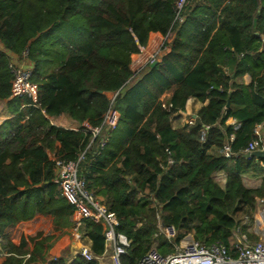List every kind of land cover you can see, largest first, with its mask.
Wrapping results in <instances>:
<instances>
[{
	"label": "trees",
	"instance_id": "obj_1",
	"mask_svg": "<svg viewBox=\"0 0 264 264\" xmlns=\"http://www.w3.org/2000/svg\"><path fill=\"white\" fill-rule=\"evenodd\" d=\"M176 1L0 0V99L10 97L13 77L7 52L28 50L38 84L35 100L9 99L13 115L0 122V236L6 253L0 264H21L26 255L27 262L98 264L80 256L70 262L47 258L55 241L72 231L75 211L48 154L68 161L84 150L79 169L86 189L115 214L116 230L130 240L121 264H137L152 245L163 254L172 251L189 233L233 251L238 214L250 213L264 196V176L258 188L241 180L250 171L264 175V159L242 152L264 122V52L253 55L264 39V0H188L182 22L175 20ZM150 32L169 33V50L133 75L131 55L147 44ZM53 40L62 46L56 57L36 53ZM244 74L249 83L236 81ZM171 89L170 98L161 100ZM106 92L116 93L119 121L99 148L100 135L91 141L82 124H101L110 102ZM188 97L209 102L193 124L173 128L170 116ZM61 114L80 127L54 125L51 118ZM228 117L236 128L225 124ZM231 133L233 156L210 151ZM220 171L223 185L214 178ZM39 215L49 220L47 231H21L16 242L10 237L12 228ZM159 221L174 227V238L164 236ZM80 231L92 252L102 254L103 226L83 218Z\"/></svg>",
	"mask_w": 264,
	"mask_h": 264
},
{
	"label": "built area",
	"instance_id": "obj_2",
	"mask_svg": "<svg viewBox=\"0 0 264 264\" xmlns=\"http://www.w3.org/2000/svg\"><path fill=\"white\" fill-rule=\"evenodd\" d=\"M188 0L176 1L175 20L183 21L181 12L187 5ZM169 33L163 36L161 45L151 53H148L145 59L137 60V67L132 70L136 75L143 67L157 61L167 45L165 42L169 40ZM145 47L141 46L138 53H143ZM23 57H28V50L22 51ZM8 67L13 74L10 87V97H29L36 99L38 84L32 80L31 69L9 61ZM116 93L110 96V102L105 114L102 117L101 124L97 127L84 125L92 134L91 141L97 135H100L99 148H103L111 133L116 129L119 121V112L114 107V99ZM166 109L171 104L162 103ZM171 117V116H170ZM204 127L201 137L204 138ZM257 134V137L250 140L242 151L243 154L253 151H264V134ZM90 141V143H91ZM86 146V149L90 145ZM167 150V149H166ZM84 151L80 152L76 160H63L55 157L54 168L56 177L62 189L63 195L67 200L74 204L76 215L73 226V238L79 242L77 249L73 252L74 258L80 256L85 260H95L98 264H121V256L126 254L130 245V240L116 228L119 220L114 213L107 210L98 199L86 189L85 178L80 173L79 165L84 160ZM168 152V151H167ZM219 153L224 157L233 156L230 143H225L219 149ZM246 158H254L248 156ZM256 159V158H255ZM171 156L167 157V163H171ZM264 167V163H260ZM259 208L256 213L250 214L240 219L233 228V251L230 252L226 245L221 242H212L205 244L196 240L193 234L189 233L179 243L175 245L172 251L165 254L161 253L155 245H152L138 260L137 264H264V197L258 199ZM88 218L94 222L100 223L104 230V251L97 255L92 252L88 243L84 242L82 232L80 231L81 221ZM246 225V232L242 226ZM158 227L164 236L171 240L175 236V229L172 225H164L160 221ZM251 234L254 239L248 237ZM5 257L6 253L1 252ZM26 255L21 264H45L42 262H27Z\"/></svg>",
	"mask_w": 264,
	"mask_h": 264
},
{
	"label": "crops",
	"instance_id": "obj_3",
	"mask_svg": "<svg viewBox=\"0 0 264 264\" xmlns=\"http://www.w3.org/2000/svg\"><path fill=\"white\" fill-rule=\"evenodd\" d=\"M172 37L173 36H171V40H172ZM162 39H163V35L160 34L159 32H150L147 44L144 46L145 49H144L143 53H134L131 55V62L129 64L130 70L132 71L134 69V67H137V60L138 59H145L146 56L148 55V53H151L156 48H158L162 43ZM55 40H53L54 43L52 44L53 45L52 47L49 46L48 43L46 42L41 46L42 48H40L38 51H36V53L41 54V55L45 54L48 57L55 53L54 55L56 57L57 54H59V52L62 51V46L60 45V43H57ZM168 50H169V46H167V48H165L163 50V53L168 51ZM6 54L8 55L9 61H13L17 64H21V65L31 69V71H33L34 63L29 57H26V58L23 57L22 53L19 55V54H15L12 52H7ZM250 80H251V76L249 74H244L242 77H239L236 79V81L243 82L245 84L249 83ZM106 94L108 97H110L112 95V92H106ZM171 95H172V89H171V91L165 92L160 97V99L161 100L168 99V98H170ZM10 98L11 97H9L7 99H2V100L0 99V109L2 110V107H3L2 115L0 116V122H2L4 119L13 115L10 108L7 106V101ZM208 102H209L208 99H206L205 101H199L193 97H188L186 102H185L184 108L178 109L171 114L170 121H171L172 127L177 128V129H182L188 125L193 124L195 122V119L197 117V112L199 111V109L201 107L207 105ZM51 122L54 125L61 126L64 128H68V129H72V130H77L80 127V124L77 121H75L74 119H71L66 114H61L59 116L52 117ZM225 124L233 125L234 128H236L238 126V124L236 123V120L232 117H228L225 120ZM82 125L83 126L88 125V123L84 122ZM263 126H264V122H262V123H260L254 127V129H253V133L255 134L254 138L257 137L256 133L262 134V135L264 134ZM233 140H234V134L231 133L229 136L225 137L224 144L227 142L231 144V142ZM244 148H243V150H244ZM210 151L218 153L219 148H212ZM48 155L51 159H54L56 157L55 154L52 152H50ZM260 163H264V162L261 161ZM217 173L223 174L224 179H225V174L222 171L217 172ZM263 176L264 175L250 171L246 174H242L241 180H242L243 185L246 186L247 188H258L261 184ZM258 208H259V205H258V202H256L253 210H251L250 213L241 212L238 214V218L243 220L245 216L256 213ZM76 215H78V214H73V216L71 217L73 223L75 221ZM42 220H47V219H45L43 216L39 215L35 221L25 222L22 225L21 231L24 233L31 234V233H34V231L36 229L41 230L42 227H39L37 223H39ZM17 227H19V225ZM49 228H50V223H49V226L44 231H47ZM80 228H81V226H80ZM73 234H74V232H73V228H72V231L69 234H64L59 239H57L55 241V243L52 245V247L49 249V251L47 253V258L51 259V258H56V257H65V258H67L68 262L72 261L74 259V256H75L73 252L77 249L78 244H79V242L73 238ZM13 240L16 242L17 238L16 239L14 238ZM1 252L2 251H1V236H0V254H1ZM3 258H4V256L0 255V262L3 260Z\"/></svg>",
	"mask_w": 264,
	"mask_h": 264
},
{
	"label": "rangeland",
	"instance_id": "obj_4",
	"mask_svg": "<svg viewBox=\"0 0 264 264\" xmlns=\"http://www.w3.org/2000/svg\"><path fill=\"white\" fill-rule=\"evenodd\" d=\"M54 37V36H53ZM2 110H3V107H2ZM2 110L0 109V116L2 115ZM214 178L215 180L220 183L221 185L224 183V175L223 174H219V173H215L214 174ZM39 227H42L41 230H45L48 226H49V220H42L40 221L39 223H37ZM23 225V224H22ZM22 225H20L19 227H14L10 230V237H12L13 239L15 238H18L20 233H21V228H22ZM38 229H36L34 232H36ZM33 234V233H31ZM66 234H69V233H66ZM250 240L254 239L253 236H251V234H248ZM60 238V237H59ZM58 238V239H59Z\"/></svg>",
	"mask_w": 264,
	"mask_h": 264
},
{
	"label": "water",
	"instance_id": "obj_5",
	"mask_svg": "<svg viewBox=\"0 0 264 264\" xmlns=\"http://www.w3.org/2000/svg\"><path fill=\"white\" fill-rule=\"evenodd\" d=\"M252 28L255 31V33H257L256 32V18L253 19ZM262 41H263L262 42V47L258 51H256L253 55H258L261 52H264V39ZM0 47H1V45H0ZM156 63H157V61H154L150 65L153 66ZM228 105H229V103L227 102L226 107H228ZM243 155H244V157L251 156V157H254L256 159H264V151H258V150H256V151H253L251 153H246V154H243Z\"/></svg>",
	"mask_w": 264,
	"mask_h": 264
}]
</instances>
